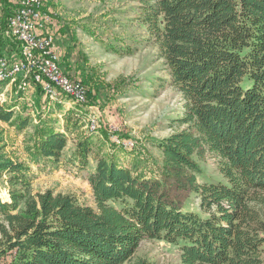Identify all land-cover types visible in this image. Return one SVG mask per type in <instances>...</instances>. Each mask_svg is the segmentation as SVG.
<instances>
[{
	"label": "trees",
	"instance_id": "obj_1",
	"mask_svg": "<svg viewBox=\"0 0 264 264\" xmlns=\"http://www.w3.org/2000/svg\"><path fill=\"white\" fill-rule=\"evenodd\" d=\"M135 7L130 27L144 29L165 72L149 90L170 85L181 93L174 121L182 128L156 140L163 154L153 176L111 155L92 156L95 207L72 193L34 192L25 165L0 146L11 195L0 199L2 264H159L137 254L146 239L178 247L180 264H264V0H137ZM82 82L88 103H97L103 89ZM13 118L0 106V120ZM67 143L65 133L51 131L38 149L58 162ZM92 145L90 138L76 145L83 167ZM208 151L224 181H198L197 158ZM193 193L196 211L188 207Z\"/></svg>",
	"mask_w": 264,
	"mask_h": 264
},
{
	"label": "rangeland",
	"instance_id": "obj_2",
	"mask_svg": "<svg viewBox=\"0 0 264 264\" xmlns=\"http://www.w3.org/2000/svg\"><path fill=\"white\" fill-rule=\"evenodd\" d=\"M136 2L43 0L42 12L48 20L43 27L41 18L35 22V39L52 37L51 49L55 51L58 69L70 80L84 85L82 81L86 79L103 89L104 95L97 103L89 104L87 99L83 104L82 96L74 99L63 92L57 93L56 98L54 91L45 90L47 78L37 80L35 71L21 69L0 79L3 83L0 106L14 113L11 122L0 120V146L25 165L23 172L34 192L51 188L55 192L72 193L81 203L95 207L88 175L94 169L92 156L96 154L111 155L120 164L134 166L147 176L158 174L163 153L156 140L182 128L180 121L174 120L182 115L183 97L170 85L158 91L149 90L150 82L165 72L158 48L148 39H142L140 32L144 29L130 27ZM21 7V0H0V57L8 61L6 72L16 62L22 66L26 56L28 59L32 53L30 46H34L30 40L14 34L10 26L11 18ZM7 8L11 15H3ZM112 44L131 45L134 51L115 53L108 49ZM34 54L38 55L39 51L35 50ZM21 116L31 119L24 128L16 124ZM89 125L95 127L90 129ZM110 126L119 127L118 133L110 131ZM51 131L63 132L68 137L58 162L44 157L38 149ZM114 135L122 139L114 140ZM85 138L92 139L93 151L89 165L83 167L74 152L77 143ZM129 139L136 145H130ZM197 159L202 167L198 174L200 183L224 181L211 152ZM8 178V173L0 175V199L10 202ZM199 204L200 197L193 193L188 207L196 211ZM137 254L159 264H180L179 248L163 241L143 240Z\"/></svg>",
	"mask_w": 264,
	"mask_h": 264
},
{
	"label": "built area",
	"instance_id": "obj_3",
	"mask_svg": "<svg viewBox=\"0 0 264 264\" xmlns=\"http://www.w3.org/2000/svg\"><path fill=\"white\" fill-rule=\"evenodd\" d=\"M22 7L18 13L11 18L10 26L13 33L18 35L23 40H30L34 46H30V53L28 59L26 56V62L23 61V66H14L12 73H6L12 75L19 72L21 69H26L27 72L35 71L36 79L40 80L43 76L47 78L45 82L46 91H54V96L57 98V93L63 92L66 95L75 99V96L83 97V104L87 101V89L84 85H79L77 81L70 80L64 73H62L56 64V54L52 51V37H44L40 40L35 39L34 33L35 22L40 19V26L43 27L47 22L48 16L42 12L43 0H21ZM38 50L39 54L35 55L34 51ZM33 56H35L33 58ZM36 56H41L36 58ZM55 58V59H54ZM54 59V60H53ZM5 57H0V64L6 63ZM33 68V69H32ZM32 69V70H31ZM26 85V83H24ZM92 129V125H89ZM109 130L118 133L119 127L110 126ZM115 139H122L117 135H114ZM130 145H136L133 139L127 140Z\"/></svg>",
	"mask_w": 264,
	"mask_h": 264
},
{
	"label": "bare ground",
	"instance_id": "obj_4",
	"mask_svg": "<svg viewBox=\"0 0 264 264\" xmlns=\"http://www.w3.org/2000/svg\"><path fill=\"white\" fill-rule=\"evenodd\" d=\"M8 62V61H7ZM7 62L6 63H4V64H0L1 66H2V70H0V79L1 78H4V77H7L6 76V73H12L13 72V70H14V66H21V64H19V63H15L14 65H12L13 67H12V69H10V71L9 72H6L5 70H6V65H7ZM9 63H10V61H9ZM23 66V65H22ZM9 67V66H8ZM1 68V67H0ZM4 80H6V79H4Z\"/></svg>",
	"mask_w": 264,
	"mask_h": 264
}]
</instances>
